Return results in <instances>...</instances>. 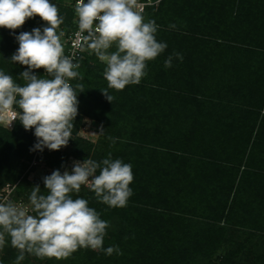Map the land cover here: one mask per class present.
<instances>
[{
    "label": "trees",
    "instance_id": "1",
    "mask_svg": "<svg viewBox=\"0 0 264 264\" xmlns=\"http://www.w3.org/2000/svg\"><path fill=\"white\" fill-rule=\"evenodd\" d=\"M74 15L72 8L65 31ZM142 15L158 25L166 50L147 63L138 85L122 91L108 89L106 65L84 54L83 79L71 81L85 91L69 151L33 150L35 130L18 119L10 129L0 125V189L15 184L11 199L27 203L32 215L33 186L46 194L43 177H30L36 161L49 168L45 176L63 173L69 156L99 162L111 153L132 166L125 207L99 203L87 186L73 193L109 223L104 248L122 254L80 249L60 261L26 254L21 264H264V0H158ZM46 26L36 16L14 33L0 28V70L21 85L27 66L10 60L15 37ZM173 53L183 59L166 69ZM34 74L50 78L42 68ZM83 116L100 128L94 145L77 134ZM6 239L0 264H14L18 251Z\"/></svg>",
    "mask_w": 264,
    "mask_h": 264
},
{
    "label": "clouds",
    "instance_id": "2",
    "mask_svg": "<svg viewBox=\"0 0 264 264\" xmlns=\"http://www.w3.org/2000/svg\"><path fill=\"white\" fill-rule=\"evenodd\" d=\"M139 7L138 0H76L75 15L84 41L81 50L95 54L106 65L103 75L108 89L122 91L128 85H138L146 75L147 63L167 48L156 39L158 25L154 20L145 22ZM36 16L48 26L42 31L20 32L15 37L19 47L10 57L14 64L27 66L19 75L24 84L0 70V123L10 127L18 119L25 130H35L33 150L58 151L72 139L78 93L85 91L82 84L73 87L70 83L83 77L75 57L64 54L63 32L57 31L63 18L50 0H0V28L14 33ZM113 47L115 51H110ZM173 58L183 59L180 53L169 55L164 61L166 69L172 66ZM41 68L50 78L34 74ZM108 89L101 91L111 102ZM133 179L132 166L112 159L111 153L99 162L74 161L71 172L54 170L43 177L46 194H41L39 185L32 188L29 204L35 215L23 205L0 203V251L10 238L11 247L18 251L14 264H21L26 254L40 260H67L80 249L121 255L118 246H103L109 223L88 200L74 199L73 193L87 186L99 203L125 207L133 195L129 186Z\"/></svg>",
    "mask_w": 264,
    "mask_h": 264
},
{
    "label": "rangeland",
    "instance_id": "3",
    "mask_svg": "<svg viewBox=\"0 0 264 264\" xmlns=\"http://www.w3.org/2000/svg\"><path fill=\"white\" fill-rule=\"evenodd\" d=\"M71 1L70 0H57L56 4L58 6V9H59V13L60 15L62 16L63 18V24L60 25V28L57 30L58 31V34L59 32H63V36L61 37V42L64 40V38L69 34L70 31H65L69 26L70 22L72 23V20L71 19H68L66 17V15L72 11V6H71ZM70 20V21H69ZM69 23V24H68ZM100 128L96 125V123L89 117L87 116H83L82 117V120H81V124L80 126L77 128V134L78 136H80L81 138L84 139V141H89L91 144H95L97 142V140L99 139L100 137ZM73 140H74V135H72V139L69 140V143L66 147H62L61 149L64 150V151H69L71 146H72V143H73ZM81 145H84V142L80 144ZM47 149V148H45ZM48 150V149H47ZM38 155H39V151H38ZM36 156V154H35ZM35 159H38V156L35 157ZM74 161H81L83 162V160L81 159H78L76 157H73V156H69L66 160V165H65V168H64V171L67 170L69 172H71L72 170V167H73V162ZM34 169L30 172V177L31 178H42L44 177L46 174L49 173V168L46 167L44 165L43 162L39 163L38 161H36V164L33 166ZM6 185V184H5ZM5 186H3L1 189H0V198L2 197V195H8L7 197V201H10V202H13V203H16V202H19V201H13L11 199V192L7 193L6 189H4ZM27 208H29L28 204L21 201ZM30 213V212H29Z\"/></svg>",
    "mask_w": 264,
    "mask_h": 264
},
{
    "label": "built area",
    "instance_id": "4",
    "mask_svg": "<svg viewBox=\"0 0 264 264\" xmlns=\"http://www.w3.org/2000/svg\"><path fill=\"white\" fill-rule=\"evenodd\" d=\"M70 1H71V6L74 9V14H75L76 0H70ZM157 2L158 0H155V1L154 0H138V4L140 5L138 11H140L142 14L145 11V8L147 5L156 4ZM85 3H87V0H85ZM86 35H87L86 32L83 33V36H86ZM62 44L65 50L64 54L69 57L74 56L75 63L80 64V60L84 58L85 53L91 54L88 50H83V51L81 50L80 46L84 44V41H83L82 35L79 34L78 18L76 17V15H74L73 28L70 30L69 34L64 38V40L62 41ZM14 122L15 121H13L10 127L6 123H0V125L5 128L10 129L13 127ZM14 186L15 184L7 183L4 189H6L7 193H9V192H12ZM7 197H8L7 194L2 195V197L0 198V203L6 202ZM16 204L25 206L21 201L16 202Z\"/></svg>",
    "mask_w": 264,
    "mask_h": 264
}]
</instances>
